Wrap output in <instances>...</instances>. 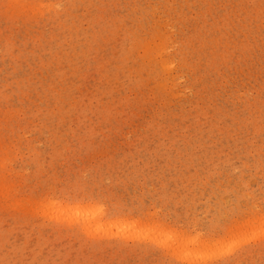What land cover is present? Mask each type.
<instances>
[{
  "label": "rangeland",
  "instance_id": "1",
  "mask_svg": "<svg viewBox=\"0 0 264 264\" xmlns=\"http://www.w3.org/2000/svg\"><path fill=\"white\" fill-rule=\"evenodd\" d=\"M0 264H264V0H0Z\"/></svg>",
  "mask_w": 264,
  "mask_h": 264
},
{
  "label": "bare ground",
  "instance_id": "2",
  "mask_svg": "<svg viewBox=\"0 0 264 264\" xmlns=\"http://www.w3.org/2000/svg\"><path fill=\"white\" fill-rule=\"evenodd\" d=\"M84 210V209H83ZM85 211H86V209H85ZM88 213V212H87ZM86 220V219H85ZM86 223H89V222H86ZM83 224V223H82ZM87 225V224H86Z\"/></svg>",
  "mask_w": 264,
  "mask_h": 264
}]
</instances>
